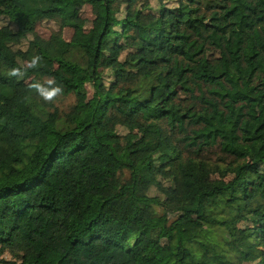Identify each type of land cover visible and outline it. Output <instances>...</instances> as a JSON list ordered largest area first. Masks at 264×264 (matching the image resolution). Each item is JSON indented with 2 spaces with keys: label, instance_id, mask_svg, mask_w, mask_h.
Masks as SVG:
<instances>
[{
  "label": "trees",
  "instance_id": "trees-1",
  "mask_svg": "<svg viewBox=\"0 0 264 264\" xmlns=\"http://www.w3.org/2000/svg\"><path fill=\"white\" fill-rule=\"evenodd\" d=\"M2 19L0 264H264V0Z\"/></svg>",
  "mask_w": 264,
  "mask_h": 264
},
{
  "label": "rangeland",
  "instance_id": "rangeland-1",
  "mask_svg": "<svg viewBox=\"0 0 264 264\" xmlns=\"http://www.w3.org/2000/svg\"><path fill=\"white\" fill-rule=\"evenodd\" d=\"M81 13H82V16L85 18V26L87 28H89L91 25H92V21H93V13H92V9H91V6H82L81 7ZM6 20L5 19H2L0 24L4 23ZM55 23L53 22H43V23H40L39 26H38V31L41 35L43 36H49L51 31L53 30V28L55 27L54 25ZM73 34V29L72 28H65L64 29V35L67 39H70L71 36ZM218 51L217 50H213L210 52V56L211 57H216L218 56ZM75 100V97L74 96H71V97H68L66 98L65 100L61 101L59 104L60 108H63V109H67L68 106L74 102ZM4 256H10L9 254H5ZM245 264H256V261L255 260H251L249 262H246Z\"/></svg>",
  "mask_w": 264,
  "mask_h": 264
}]
</instances>
